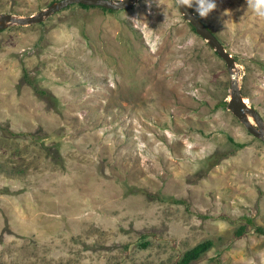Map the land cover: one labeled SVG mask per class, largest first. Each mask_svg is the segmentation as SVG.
I'll list each match as a JSON object with an SVG mask.
<instances>
[{
  "label": "rangeland",
  "instance_id": "1",
  "mask_svg": "<svg viewBox=\"0 0 264 264\" xmlns=\"http://www.w3.org/2000/svg\"><path fill=\"white\" fill-rule=\"evenodd\" d=\"M215 2L192 9L264 121V19ZM229 89L175 0L70 3L0 30V264H180L200 241L185 264H264V142L227 110Z\"/></svg>",
  "mask_w": 264,
  "mask_h": 264
},
{
  "label": "water",
  "instance_id": "2",
  "mask_svg": "<svg viewBox=\"0 0 264 264\" xmlns=\"http://www.w3.org/2000/svg\"><path fill=\"white\" fill-rule=\"evenodd\" d=\"M137 0H54L49 2L45 7L37 12L15 16L10 13L0 12V30H4L9 25L31 24L42 21L45 17L64 8L70 3H82L86 6H97L108 10H130L136 4ZM178 6V5H177ZM182 16L187 20L202 38H204L215 53L225 62L227 71L230 75L229 96L226 101L227 110L255 137H259L264 142V121L258 112L246 104L245 98L240 92L238 85L235 61L231 54L227 52L224 46L213 34L210 27L202 21L192 8L178 7ZM253 122H251L249 120ZM254 123V124H253Z\"/></svg>",
  "mask_w": 264,
  "mask_h": 264
},
{
  "label": "clouds",
  "instance_id": "3",
  "mask_svg": "<svg viewBox=\"0 0 264 264\" xmlns=\"http://www.w3.org/2000/svg\"><path fill=\"white\" fill-rule=\"evenodd\" d=\"M175 2L179 8L182 6L194 8L201 18H207L217 7L215 0H175ZM247 6L257 17L264 19V0H247Z\"/></svg>",
  "mask_w": 264,
  "mask_h": 264
},
{
  "label": "trees",
  "instance_id": "4",
  "mask_svg": "<svg viewBox=\"0 0 264 264\" xmlns=\"http://www.w3.org/2000/svg\"><path fill=\"white\" fill-rule=\"evenodd\" d=\"M78 5H81V6H84V7H91V6H86L85 4H82V3H77ZM104 9L105 11H113V10H108V9H105V8H102ZM35 91L37 93H44V90L42 89H38V88H34ZM237 147H242L243 144H236ZM220 155V153L218 152H215L214 154L210 155L208 157V161H211V159L214 157V156H218ZM222 157V155L219 157V158H213V162L211 164H217L218 160ZM206 243L203 242V241H200L196 244H194L193 246L189 247L185 253L183 254V257L182 259L180 260V264H185L187 262H189L191 259L197 257L199 255V253L201 251H203L204 249H206ZM172 264H179V263H172Z\"/></svg>",
  "mask_w": 264,
  "mask_h": 264
},
{
  "label": "bare ground",
  "instance_id": "5",
  "mask_svg": "<svg viewBox=\"0 0 264 264\" xmlns=\"http://www.w3.org/2000/svg\"><path fill=\"white\" fill-rule=\"evenodd\" d=\"M245 102H246V100H245Z\"/></svg>",
  "mask_w": 264,
  "mask_h": 264
}]
</instances>
